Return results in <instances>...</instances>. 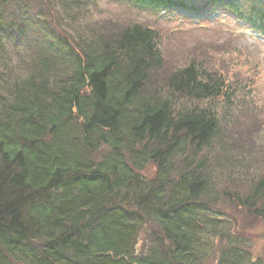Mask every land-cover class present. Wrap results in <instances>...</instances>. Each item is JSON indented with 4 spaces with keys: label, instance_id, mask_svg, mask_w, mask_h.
Returning a JSON list of instances; mask_svg holds the SVG:
<instances>
[{
    "label": "trees",
    "instance_id": "trees-1",
    "mask_svg": "<svg viewBox=\"0 0 264 264\" xmlns=\"http://www.w3.org/2000/svg\"><path fill=\"white\" fill-rule=\"evenodd\" d=\"M13 1L0 0V264H264L219 208L229 199L264 219V173L245 191H221L218 164L232 162L203 153H224L207 104L229 101L222 76L191 61L159 90L157 33L138 23L74 44L47 29L49 42L16 74L2 43L18 26ZM54 1L69 18L88 0ZM120 1L196 13L232 4L264 37V0ZM150 162L156 175L146 178ZM146 226L155 243L138 253Z\"/></svg>",
    "mask_w": 264,
    "mask_h": 264
},
{
    "label": "rangeland",
    "instance_id": "rangeland-1",
    "mask_svg": "<svg viewBox=\"0 0 264 264\" xmlns=\"http://www.w3.org/2000/svg\"><path fill=\"white\" fill-rule=\"evenodd\" d=\"M12 6L17 11L13 14L18 26L7 28L2 43L16 74L37 53L38 43L49 42L47 29L56 38L66 36L71 43L79 35L88 41L98 34L117 35L135 23L154 29L163 59L162 67L153 74L156 88L166 91L168 77L179 67L195 61L221 75L228 86L227 93H231L229 101L222 96L207 103L218 111L226 136L223 154L208 150L203 153L220 157L219 163L232 162L222 165L230 173L218 164V189L245 191L250 176L264 173V37L239 18L234 5L217 4L196 13L181 8L146 9L120 0H88L83 4L85 10L69 13V18L61 14L54 0H14ZM2 65L0 61V68ZM105 150L101 147L100 153ZM140 173L152 178L156 165L150 162ZM230 176L234 180L244 178L243 185L223 182ZM219 208L231 222V230L247 239L246 247L254 257H264V219L256 218L229 199H223ZM154 231L144 227L136 241L138 253H144L155 243ZM204 264H215L214 258L206 259Z\"/></svg>",
    "mask_w": 264,
    "mask_h": 264
}]
</instances>
